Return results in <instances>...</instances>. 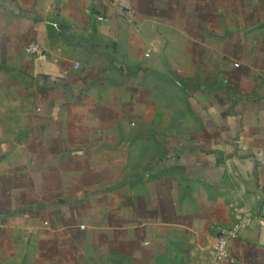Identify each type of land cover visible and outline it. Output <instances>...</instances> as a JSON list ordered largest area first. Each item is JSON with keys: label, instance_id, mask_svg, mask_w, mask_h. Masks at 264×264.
Listing matches in <instances>:
<instances>
[{"label": "crops", "instance_id": "obj_1", "mask_svg": "<svg viewBox=\"0 0 264 264\" xmlns=\"http://www.w3.org/2000/svg\"><path fill=\"white\" fill-rule=\"evenodd\" d=\"M0 264H264V0H0Z\"/></svg>", "mask_w": 264, "mask_h": 264}, {"label": "built area", "instance_id": "obj_2", "mask_svg": "<svg viewBox=\"0 0 264 264\" xmlns=\"http://www.w3.org/2000/svg\"><path fill=\"white\" fill-rule=\"evenodd\" d=\"M25 51L32 56L44 57V47L36 41L28 42ZM239 228L240 220H237L231 227L220 230L214 244V252L219 260L228 259L230 257L228 248L229 241L237 236Z\"/></svg>", "mask_w": 264, "mask_h": 264}]
</instances>
